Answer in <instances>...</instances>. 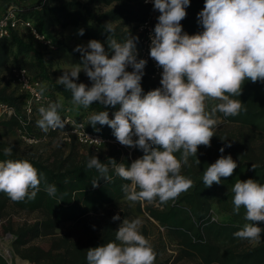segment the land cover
<instances>
[{
  "label": "clouds",
  "instance_id": "obj_1",
  "mask_svg": "<svg viewBox=\"0 0 264 264\" xmlns=\"http://www.w3.org/2000/svg\"><path fill=\"white\" fill-rule=\"evenodd\" d=\"M189 5L190 0H154L153 8L160 15L150 36L149 56L162 69L161 87L144 92L141 81L147 60L137 59L138 37L128 34L123 42L118 41L110 22L105 25L108 51L96 39L86 46L77 45L74 51L81 53L80 63L71 64L56 79L71 93L75 105L118 106L113 118L108 111H93L88 124L108 126L122 146L143 152L130 166L112 158L103 163L91 156L86 167L100 174L92 181L94 188L100 178L112 181L111 166L116 176L129 182L122 185L127 201L161 205L175 201L193 187L182 168L190 166V157L200 163L199 146H211L220 123L217 113L239 115L245 110L244 103L234 97H240L245 81L264 83V0H205L197 15L203 30L193 35L184 32L181 24ZM78 34L84 35L83 29ZM82 71L92 82L90 87L75 82ZM45 89L46 85H40L41 95ZM209 100L218 103L209 109ZM62 107L60 101L41 106L37 127L45 133L64 128ZM219 151L220 157L203 172L206 187L220 184L221 178L231 177L239 166L230 154L223 155L224 147ZM3 153L11 156L12 148H4ZM43 180V174L28 160L0 161V192L12 201L35 199ZM45 191L54 197L57 188L47 185ZM232 192L233 213L238 215L243 206L246 221L234 237L259 242L264 232L257 226L264 222V184L251 178L238 180ZM141 225L139 218L124 219L115 241L86 250L87 264H154L156 253L141 233Z\"/></svg>",
  "mask_w": 264,
  "mask_h": 264
},
{
  "label": "trees",
  "instance_id": "obj_2",
  "mask_svg": "<svg viewBox=\"0 0 264 264\" xmlns=\"http://www.w3.org/2000/svg\"><path fill=\"white\" fill-rule=\"evenodd\" d=\"M204 2L205 0H190V5L186 8L187 16L181 21V24L183 31L189 35L203 30L198 23L197 15L203 9ZM5 4L6 6L16 4L19 7L20 16L30 19L41 32L52 38L56 49L49 51L13 31L9 36L0 39V71L3 68L8 71L14 66L26 67L33 77L43 81L47 92L57 101L73 107L78 118H86L87 129L115 138L112 129L108 126L97 124L93 128L89 125L88 117L93 111L105 110L109 112L110 118H113L112 114L118 110V106L105 107L94 102L90 108H83L72 103L71 93L66 91L63 85H59L56 80L50 78V62L45 58L47 57L46 53H55L62 48L63 44L58 38L57 32L60 33L69 27L77 28V33L83 29L84 35L78 34L81 39L100 40L105 45V50L108 51L106 43L108 33L105 31V25L109 22L114 29V38L118 41L123 42L128 34L138 37L137 51L141 37V34L137 32V25L145 19L151 6L145 4L143 0H5ZM102 6L106 8L100 10ZM109 55H111L110 52ZM27 56L34 58V68H29L31 64L27 67V62L23 59ZM78 59L80 63L81 54H78ZM2 80L0 77V82ZM75 82L85 83L89 87L92 84L83 71ZM141 86L145 93L159 87L156 81L150 79L148 65L144 69ZM234 98L240 99L244 103L245 110L235 117L226 118L264 132V83L245 81L242 86V94L240 97ZM0 100L15 107V115L8 119H0L4 126L12 127L17 134H19V129L29 135L36 133L32 124L22 125L24 118L21 110L22 95H15V90L9 89L5 83L0 88ZM215 135L211 140V146L206 147V150L202 148L203 145L199 146L197 159L200 163H196L195 157H190V166L182 168V174L194 182L193 187L183 192L175 201H169L163 205L153 202L147 204L145 210L169 233L176 232L177 237L179 236L185 245L184 255H196L202 264H264V241L243 250L235 249L234 246L239 240L233 234L240 230L246 221L243 206L237 215L233 213L232 203L234 195L232 187L238 180L251 178L264 184V156L254 153L249 137L243 138L235 146L227 147L225 140H222L217 133ZM106 146H108L107 150L104 151L103 148ZM6 147H9L8 144L1 141L0 161L6 159L28 160L44 177L35 199L26 198L23 201L15 202L7 194L0 192V213L10 202L13 207L19 210H38L42 215L41 219L32 223L22 224L15 229H7L14 236L15 252L24 264H28L27 261L32 264H87V249L115 241L116 231L119 227L117 220L113 221L112 219L114 215L109 216L102 225L86 222L84 239H73L67 235L56 236L55 230L63 222L77 220L96 213L105 205L117 203L125 197L122 185L129 182L116 176L111 166H109V175L112 176V181L107 183L103 178H100L99 186L95 188L92 186V181L98 179L100 175L95 169L86 167L87 161L93 154H96L103 163H107L108 159L112 158L117 163L123 162L130 166L135 159L143 155L142 150L133 148L130 156L124 147L110 144L104 145L98 151L85 148V154L78 158L68 154L50 161L41 156L20 154L13 149L11 156H5L3 149ZM221 147L225 148L223 155L230 154L239 159V166L231 177L221 178L220 184L214 183L211 187H206L202 180L203 172L207 165L214 163L208 152L212 148L219 151ZM240 147H243V151ZM252 165H255V169L252 168ZM47 185L56 186L57 192L54 197L49 196L45 191ZM220 205L223 211L231 215L229 221L211 219L214 214L213 207L217 210ZM138 206L140 207V202H138ZM262 224L264 222H257L259 227ZM40 236H53L49 249L29 243L32 239ZM217 241L227 243V245L221 248ZM0 264H8L1 255Z\"/></svg>",
  "mask_w": 264,
  "mask_h": 264
},
{
  "label": "rangeland",
  "instance_id": "obj_3",
  "mask_svg": "<svg viewBox=\"0 0 264 264\" xmlns=\"http://www.w3.org/2000/svg\"><path fill=\"white\" fill-rule=\"evenodd\" d=\"M5 6V0H0V13L3 11ZM105 8V6H102L100 10H104ZM58 32V38L63 44L62 48L55 53L47 52V57H45L46 60L50 62V78L54 80L61 76L64 70H68L71 67V64L79 63L78 54L81 53L74 51V49L77 45H84L83 41L78 36L77 28L69 27L60 33ZM25 38L28 39L27 36H25ZM23 59L26 60L27 67L31 64L29 68H34V58L27 56ZM128 69L129 71L132 70L131 68ZM0 73L1 79L5 80L8 75L6 68H3ZM217 117L219 118L220 123L215 129V133H217L222 140H225L227 144L235 146L243 138L249 137L251 139V149L254 150V153L259 156H264V132L246 125H242L237 121L229 120L221 113H217ZM1 141L8 144L9 147L20 154L41 156L43 159L47 158L50 161L68 154H72V156H76L77 158L80 155L85 154V147L76 143L67 144L56 138L50 139L46 142H39L36 145H28L18 137V134L12 127L8 128L7 126H4L3 122H0V142ZM107 147L108 146L104 147L103 150L106 151ZM202 148L205 150L207 149L205 146ZM240 149L243 151V147H240ZM208 153L213 162H215L221 155L220 151L216 150L215 148L210 149ZM233 159L237 161L239 160L237 157H233ZM147 204L150 203L146 201L140 202L139 207L138 202L132 203L127 201L124 197L117 203L105 205L96 213L86 215L85 217L77 220L61 223L55 230L56 236L67 235L73 239H84L86 236V222H90V224L94 225H102L109 216L118 214L120 219L117 220V226L119 227L124 219L133 220L139 218L142 221L140 231L149 240L156 253L154 264H202L198 256L187 254L184 255L185 245L182 243V239L179 236L177 237L176 232L169 233L164 226H161L159 222L151 218L145 210V206ZM155 205L157 204L155 203ZM213 208L214 214L211 218L212 220L223 222L230 220L229 218L231 215L228 212L223 211L221 209V205L217 210L215 207ZM41 218L42 215L38 210H19L13 207L10 202H8L5 209L0 213V248L10 249L13 264L24 263L22 260H20V256L15 252V246L13 243L14 236L8 232L7 229H15L22 224L32 223L35 220ZM260 228L264 229V224H262ZM261 238L262 239L259 242H249L238 239L239 241L234 247L237 250H243L247 247L260 243L264 241V232H262ZM52 239L53 236H40L32 239L29 243L38 245L44 249H49ZM219 243L221 248L227 245V243ZM1 254L6 257L3 252H1ZM6 259L11 264L7 257ZM27 262L28 264H32L29 261Z\"/></svg>",
  "mask_w": 264,
  "mask_h": 264
},
{
  "label": "built area",
  "instance_id": "obj_4",
  "mask_svg": "<svg viewBox=\"0 0 264 264\" xmlns=\"http://www.w3.org/2000/svg\"><path fill=\"white\" fill-rule=\"evenodd\" d=\"M145 4L151 6L150 12L145 19L137 25V32L141 34L140 45L137 49V59L147 60L150 67V79L156 81L160 85L162 69L157 67L156 62L149 56L151 39L155 24L157 23L158 11L154 10V0H143ZM13 31H16L20 36H27L29 40L46 48L49 51L56 49V44L53 39L48 37L44 32L30 20L21 17L19 7L16 4L6 6L0 13V39L9 36ZM131 68V67H129ZM8 75L0 82V88L7 83L9 89L15 90V95H22V114L24 118L22 125L32 124L35 134H27L19 129L18 137L28 145H36L39 142H46L56 138L64 143H76L85 148H91L98 151L104 145L117 144L119 147H124L131 156L133 148L122 146L116 138H111L103 134L87 129L86 118H78L69 104H62L63 107L59 110L65 126L62 129L49 130L43 132L37 127L36 121L40 118L38 109L41 106L47 107L49 103L57 102L50 93L45 89L44 93L40 94V85H44L39 78L33 77L26 67L14 66L8 69ZM7 81V82H6ZM15 115V107L6 101L0 100V119H8ZM100 140V141H97ZM214 218V217H213Z\"/></svg>",
  "mask_w": 264,
  "mask_h": 264
},
{
  "label": "crops",
  "instance_id": "obj_5",
  "mask_svg": "<svg viewBox=\"0 0 264 264\" xmlns=\"http://www.w3.org/2000/svg\"><path fill=\"white\" fill-rule=\"evenodd\" d=\"M82 41H83V43H84V45H87V43H88V39H81ZM98 41H100V40H98ZM101 42V41H100ZM128 71H129V69H127ZM131 71V70H130ZM216 103H218V101H212V100H209L208 102H207V104H208V108L209 109H211V107H213L214 106V104H216Z\"/></svg>",
  "mask_w": 264,
  "mask_h": 264
},
{
  "label": "bare ground",
  "instance_id": "obj_6",
  "mask_svg": "<svg viewBox=\"0 0 264 264\" xmlns=\"http://www.w3.org/2000/svg\"><path fill=\"white\" fill-rule=\"evenodd\" d=\"M4 250H5V252H4ZM0 251L3 252L6 255V257L10 260L11 264H13V262H12V254H11L10 249L9 248H3V249L0 248Z\"/></svg>",
  "mask_w": 264,
  "mask_h": 264
},
{
  "label": "water",
  "instance_id": "obj_7",
  "mask_svg": "<svg viewBox=\"0 0 264 264\" xmlns=\"http://www.w3.org/2000/svg\"><path fill=\"white\" fill-rule=\"evenodd\" d=\"M0 255L8 262V260L6 259V257L4 255H2L1 253H0ZM8 264H10V263L8 262Z\"/></svg>",
  "mask_w": 264,
  "mask_h": 264
}]
</instances>
